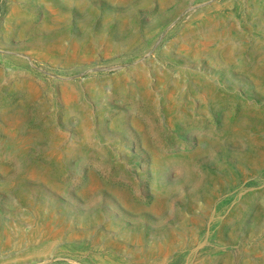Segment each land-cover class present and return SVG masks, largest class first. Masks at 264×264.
I'll return each instance as SVG.
<instances>
[{
	"label": "rangeland",
	"instance_id": "1",
	"mask_svg": "<svg viewBox=\"0 0 264 264\" xmlns=\"http://www.w3.org/2000/svg\"><path fill=\"white\" fill-rule=\"evenodd\" d=\"M0 264H264V0H0Z\"/></svg>",
	"mask_w": 264,
	"mask_h": 264
}]
</instances>
